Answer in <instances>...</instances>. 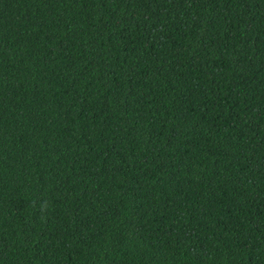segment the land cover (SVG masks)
I'll use <instances>...</instances> for the list:
<instances>
[{"label":"trees","instance_id":"trees-1","mask_svg":"<svg viewBox=\"0 0 264 264\" xmlns=\"http://www.w3.org/2000/svg\"><path fill=\"white\" fill-rule=\"evenodd\" d=\"M0 264H264V0H0Z\"/></svg>","mask_w":264,"mask_h":264}]
</instances>
